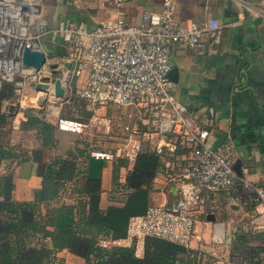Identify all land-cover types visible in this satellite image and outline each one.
<instances>
[{"label":"built area","instance_id":"1","mask_svg":"<svg viewBox=\"0 0 264 264\" xmlns=\"http://www.w3.org/2000/svg\"><path fill=\"white\" fill-rule=\"evenodd\" d=\"M40 4L41 0H0V80H12L18 96L26 85L33 87L36 106L56 98L53 81L58 78L63 89L92 110L84 121L56 117L58 128L77 134L97 129V134L114 139L116 124L96 109L104 106L117 112L132 107L133 122L117 123L122 138H116L110 147H91V157L132 161L145 143L164 152L163 164L176 146L187 154V164L175 183L178 198L170 204L148 203L142 213L127 218L123 236L97 235L99 246H130L139 257L144 239L155 236L187 247L195 235L193 207L205 191L225 192L233 203L260 206L264 211V184L236 173L231 140L213 145L208 129L187 115L185 106L171 92L168 44L180 41L195 48L203 29L215 33V18L205 24L189 21L182 30L171 17L173 1L162 0V10H144L135 23L117 14L100 19L92 28L63 20L50 26L41 15ZM51 44L61 51L53 53ZM24 47L42 51L44 60L35 67L23 65ZM36 83L44 87L37 88ZM56 196L65 198L62 189ZM251 226L243 228L264 229ZM227 264H264V246L252 257H239Z\"/></svg>","mask_w":264,"mask_h":264},{"label":"crops","instance_id":"2","mask_svg":"<svg viewBox=\"0 0 264 264\" xmlns=\"http://www.w3.org/2000/svg\"><path fill=\"white\" fill-rule=\"evenodd\" d=\"M172 1L174 8L171 17L182 30L186 29L189 21L205 24L209 18H215L217 23L215 33L207 29L200 32L195 48L180 41L168 44L169 69H174L171 74L174 79L168 76L172 95L185 106L187 115L208 129L213 145L223 139L231 140L234 160L239 159L241 174L246 179L255 184H264V0ZM144 10H162V0H41L40 4L41 15L50 26L63 20L92 28L100 19L112 18L117 14L135 23ZM69 95L65 87L62 97L36 106L34 95L23 91L16 100L4 99L1 110L11 118L7 132H0V143L7 139L18 145L25 155H29V148L35 146L34 131L19 128V122L24 119L19 107L23 106L44 108L47 119L54 125L55 145L42 151L44 160L53 155H64L76 139H86L92 148L113 146L116 138L119 140L123 135V131L117 127L118 119L119 122L130 123L136 117L130 106L118 109L119 113L111 107H98L95 112L110 117L117 130L114 139L105 136V141L101 143L102 135L97 134V129L77 134L55 125L57 116L76 120L71 114L60 115L61 108L69 104ZM9 104L12 105L10 109ZM186 156L183 151L167 158L163 169L152 179L149 203L170 204L178 198L175 183L187 164ZM114 164L113 160L95 157H88L85 162L84 175L99 179L101 207L121 203L122 193L113 189ZM115 165L116 181L122 182L127 165ZM6 171L11 173L12 199L32 200L33 190L40 184L36 163L30 158L22 161L5 159L0 162V176ZM80 181L78 178L77 188L72 193L64 191V199L56 196L46 203H40L41 213L46 209L53 212L52 223L46 224V229H58L64 225L65 213L60 209V204L75 202L81 195ZM192 212L195 235L187 246L195 255V258L191 257V262L218 264L226 260L227 263L228 240L234 227H253L251 225L254 224L264 227V211L260 206L256 208L233 203L222 191L203 192ZM55 255L64 264H72L68 260L83 264L80 257L64 249ZM197 255H200L199 258Z\"/></svg>","mask_w":264,"mask_h":264},{"label":"trees","instance_id":"3","mask_svg":"<svg viewBox=\"0 0 264 264\" xmlns=\"http://www.w3.org/2000/svg\"><path fill=\"white\" fill-rule=\"evenodd\" d=\"M50 49L53 53L60 52L58 47ZM17 97L13 81L1 79L0 132H7L11 118L1 110V103L4 99L16 100ZM82 104L81 108L76 109L83 116L76 118L78 121H84L92 113L85 102ZM19 108L24 116L19 128L34 131L35 146L29 148V155H25L18 145L6 139L0 143V162L30 158L36 163L40 184L33 190L32 200H14L10 194V171L0 176V264H64L55 255L62 249L80 257L83 264H211L207 261L191 262V257L195 258V255L190 249L155 236L144 239L139 257L133 254L130 246L111 245L105 248L96 243L97 235L123 236L127 218L145 210L152 190V179L163 169V151L157 152L145 143L130 164L125 159L115 160V164L127 165L122 182L116 181L117 166H113V189L122 193L121 203L101 207L99 179L84 175L85 162L91 157L90 143L76 139L64 155H53L44 160L42 151L55 145L54 125L47 119L44 108ZM183 151L176 146L172 154ZM166 158H171V155ZM78 178L81 179V195L72 204H60V209L65 213L64 225L58 229H46L45 225L52 223L53 212L46 209L41 213L40 203L50 201L61 189L62 192L72 193L77 188ZM64 181L66 183L63 185ZM253 236L259 243L250 242L249 238ZM228 242L229 254L252 257L257 249L264 246V229L253 231L234 227Z\"/></svg>","mask_w":264,"mask_h":264},{"label":"water","instance_id":"4","mask_svg":"<svg viewBox=\"0 0 264 264\" xmlns=\"http://www.w3.org/2000/svg\"><path fill=\"white\" fill-rule=\"evenodd\" d=\"M50 47H54V44H51ZM44 48L48 50V47L46 45H44ZM44 60V54L42 51H38L36 49H30L28 47H24L22 49V54H21V62L23 65H29V66H37L38 64H40L42 61ZM54 63L51 65L53 66ZM174 72V69L171 68L167 71V76H169L170 78L174 79V76H172L171 74ZM35 87L37 88H43L44 84H39L36 83ZM53 94L56 97H62L63 95V87L60 84V80L58 78H55L53 81ZM12 107L11 104L8 105V109H10ZM233 168L236 171L237 174H240V161L239 159H235L234 163H233Z\"/></svg>","mask_w":264,"mask_h":264},{"label":"rangeland","instance_id":"5","mask_svg":"<svg viewBox=\"0 0 264 264\" xmlns=\"http://www.w3.org/2000/svg\"><path fill=\"white\" fill-rule=\"evenodd\" d=\"M65 72V75H66V77L68 76V70H65L64 71ZM34 91H35V89L33 88V87H31V86H29V85H26L24 88H23V92H27V93H30V94H33L34 93ZM68 101H69V104H65L62 108H61V111H60V115H63V116H65V115H70V116H72V117H75V118H78V117H83L82 116V114L80 113V112H78V111H76V109L78 108V107H82L83 106V101L81 100V99H79L78 97H75L74 95H69L68 96ZM87 106V105H86ZM118 110V109H117ZM119 113V112H118ZM120 115H122V114H120ZM118 121H119V119H118ZM92 131V130H91ZM97 133H98V130H97ZM99 137V136H98ZM105 139H106V137H101V143H103V141H105ZM150 139H152V138H150ZM78 140H81V141H86V139H83V138H81V139H78ZM87 142V141H86ZM88 143H90V142H88ZM105 147H108V146H105ZM127 163H131V161H127ZM194 217V216H193ZM250 239V242H252V243H259V242H257L258 241V239H256V237H250L249 238ZM224 248V247H223ZM219 251H221L220 249H219ZM218 257H222V256H219L218 255ZM239 257H241L240 256V254H237V253H234V254H231V255H227V260L228 261H232V262H235ZM223 261V263L224 264H227L225 261L226 260H222ZM68 262H70V263H72V264H76V262L74 261V260H68ZM216 264V263H215ZM218 264H222V263H218Z\"/></svg>","mask_w":264,"mask_h":264}]
</instances>
